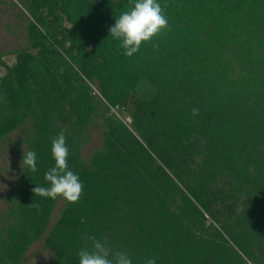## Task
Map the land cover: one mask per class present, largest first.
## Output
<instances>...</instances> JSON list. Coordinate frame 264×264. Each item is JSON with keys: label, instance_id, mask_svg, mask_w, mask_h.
<instances>
[{"label": "trees", "instance_id": "obj_1", "mask_svg": "<svg viewBox=\"0 0 264 264\" xmlns=\"http://www.w3.org/2000/svg\"><path fill=\"white\" fill-rule=\"evenodd\" d=\"M17 1L27 42L3 63L0 140L24 129L38 171L8 197L0 264L46 231L47 264H79L90 236L133 264H264V0H158L169 27L131 57L109 29L132 0ZM62 130L84 186L71 204L32 191Z\"/></svg>", "mask_w": 264, "mask_h": 264}, {"label": "clouds", "instance_id": "obj_2", "mask_svg": "<svg viewBox=\"0 0 264 264\" xmlns=\"http://www.w3.org/2000/svg\"><path fill=\"white\" fill-rule=\"evenodd\" d=\"M168 27L164 8L158 0H132L131 7L116 17L114 26L109 29V34L121 42L120 47L124 49V55L131 57L139 51L142 43L151 42ZM198 114L199 110L193 108L192 115ZM51 155L55 162L54 166L44 174V179L49 186L34 187L32 189L34 196L52 200L62 198L70 204L77 203L83 194L84 186L78 174L69 168V148L63 130L52 139ZM36 161L35 151L24 152L21 167H27L35 173L38 171ZM32 206L39 208L38 204ZM85 239L91 240L92 245L91 248L86 246L77 253L79 264H133L126 252L114 251L97 240L95 236ZM146 264H156V261L148 259Z\"/></svg>", "mask_w": 264, "mask_h": 264}, {"label": "rangeland", "instance_id": "obj_3", "mask_svg": "<svg viewBox=\"0 0 264 264\" xmlns=\"http://www.w3.org/2000/svg\"><path fill=\"white\" fill-rule=\"evenodd\" d=\"M29 14L22 11V6L17 0H0V75L6 72L7 65L15 63V50L27 42V25ZM114 111V110H113ZM122 113V116H126ZM100 120V119H99ZM129 121V118H126ZM102 125L96 121L90 128L88 140L83 144L82 157L88 159L90 154L102 146ZM24 134V129L12 131L5 139L0 140V227L2 217L8 211V197L21 178V156L25 152L24 145L19 140ZM15 148L18 151H15ZM62 199H59L50 219V225L57 218ZM49 225V226H50ZM47 231L36 240L25 253L21 264H47L53 256L51 248L44 247V238Z\"/></svg>", "mask_w": 264, "mask_h": 264}]
</instances>
